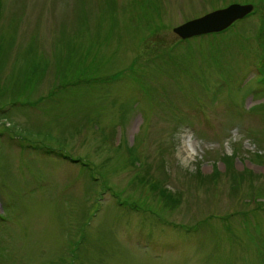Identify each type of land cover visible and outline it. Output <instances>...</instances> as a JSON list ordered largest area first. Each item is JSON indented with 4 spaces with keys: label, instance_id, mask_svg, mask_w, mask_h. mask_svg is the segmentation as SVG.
<instances>
[{
    "label": "rangeland",
    "instance_id": "obj_1",
    "mask_svg": "<svg viewBox=\"0 0 264 264\" xmlns=\"http://www.w3.org/2000/svg\"><path fill=\"white\" fill-rule=\"evenodd\" d=\"M261 54L264 0H0V264H264Z\"/></svg>",
    "mask_w": 264,
    "mask_h": 264
},
{
    "label": "water",
    "instance_id": "obj_2",
    "mask_svg": "<svg viewBox=\"0 0 264 264\" xmlns=\"http://www.w3.org/2000/svg\"><path fill=\"white\" fill-rule=\"evenodd\" d=\"M252 9L251 4H231L202 17L189 20L174 28L181 37H190L202 33L220 31L228 27L233 21L243 17Z\"/></svg>",
    "mask_w": 264,
    "mask_h": 264
},
{
    "label": "bare ground",
    "instance_id": "obj_3",
    "mask_svg": "<svg viewBox=\"0 0 264 264\" xmlns=\"http://www.w3.org/2000/svg\"><path fill=\"white\" fill-rule=\"evenodd\" d=\"M191 147H192L191 145H187V146H185V150L189 151V149H192Z\"/></svg>",
    "mask_w": 264,
    "mask_h": 264
}]
</instances>
